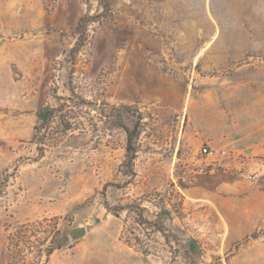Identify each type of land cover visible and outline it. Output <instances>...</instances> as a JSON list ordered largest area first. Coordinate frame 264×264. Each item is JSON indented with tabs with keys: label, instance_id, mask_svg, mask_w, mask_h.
<instances>
[{
	"label": "rangeland",
	"instance_id": "rangeland-1",
	"mask_svg": "<svg viewBox=\"0 0 264 264\" xmlns=\"http://www.w3.org/2000/svg\"><path fill=\"white\" fill-rule=\"evenodd\" d=\"M107 1L0 0V264L51 242L45 264H264V0ZM87 16L72 77L97 106L40 156L36 110L70 94ZM207 144L239 157L210 169Z\"/></svg>",
	"mask_w": 264,
	"mask_h": 264
},
{
	"label": "trees",
	"instance_id": "trees-1",
	"mask_svg": "<svg viewBox=\"0 0 264 264\" xmlns=\"http://www.w3.org/2000/svg\"><path fill=\"white\" fill-rule=\"evenodd\" d=\"M103 7H108L107 0H99ZM92 18V16L81 17L76 23L74 32H75V42L73 46L69 49L68 54V62H69V71H68V80L65 87L69 91V95H60L57 92V87L54 86L52 88V101L53 102H45L41 106H39L36 110V121L33 127V139L36 143V150L40 156L43 155L45 150V144L51 145L58 141L60 137H62L66 132L73 131L75 125L79 123L77 120L80 116L78 115V109L81 106H97L98 101L95 99H90L85 97L79 86L73 81V73L76 71L77 65V55L80 52V49L85 45L87 41V22ZM138 120L141 118L138 116ZM54 124V125H53ZM79 129V128H78ZM125 132L128 131L127 126H123ZM47 141V142H45ZM132 150V148L126 147V150ZM0 174V198L5 193V188L8 183V174ZM122 210H126L127 213H133L134 220L137 224H145L144 226L150 227L152 232H159L164 242L169 244L171 241L177 243V238L174 235L168 234L163 229V226L160 223H157L155 220L148 219L143 216V207L139 203H135L131 206L121 207ZM59 230L55 231L58 232ZM132 233V231H129ZM137 240L138 238L135 237ZM52 245V242L40 251V257H43L41 264H45L48 260V257L53 252L54 249L58 248ZM172 249V246H169ZM171 258L173 259L177 256L176 253H179L177 249H172ZM147 253V250H144Z\"/></svg>",
	"mask_w": 264,
	"mask_h": 264
},
{
	"label": "built area",
	"instance_id": "built-area-1",
	"mask_svg": "<svg viewBox=\"0 0 264 264\" xmlns=\"http://www.w3.org/2000/svg\"><path fill=\"white\" fill-rule=\"evenodd\" d=\"M199 150L210 169L221 168L226 171L231 162L239 157L237 150L227 147H214L207 144L202 145Z\"/></svg>",
	"mask_w": 264,
	"mask_h": 264
},
{
	"label": "water",
	"instance_id": "water-1",
	"mask_svg": "<svg viewBox=\"0 0 264 264\" xmlns=\"http://www.w3.org/2000/svg\"><path fill=\"white\" fill-rule=\"evenodd\" d=\"M62 234L68 235L72 240L81 238L85 234V228L83 226H77L74 228H68L62 231Z\"/></svg>",
	"mask_w": 264,
	"mask_h": 264
}]
</instances>
